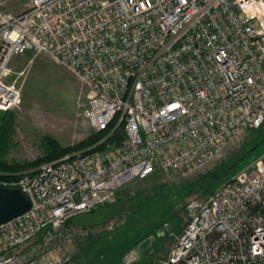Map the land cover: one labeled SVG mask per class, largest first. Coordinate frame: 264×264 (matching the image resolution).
<instances>
[{"label": "built area", "instance_id": "2783aa9c", "mask_svg": "<svg viewBox=\"0 0 264 264\" xmlns=\"http://www.w3.org/2000/svg\"><path fill=\"white\" fill-rule=\"evenodd\" d=\"M28 2L0 14V111L20 103L11 59L45 56L88 92L90 128L116 121L124 143L0 177L31 203L0 225V264L47 257L67 221L115 206L122 187L157 171L187 180L264 124V0ZM186 210L161 264H264V153Z\"/></svg>", "mask_w": 264, "mask_h": 264}, {"label": "rangeland", "instance_id": "374dc122", "mask_svg": "<svg viewBox=\"0 0 264 264\" xmlns=\"http://www.w3.org/2000/svg\"><path fill=\"white\" fill-rule=\"evenodd\" d=\"M28 3V0H0V14H20L28 9ZM4 82L15 85L20 93L19 105L8 110L16 117L8 162L35 161L43 153L44 137L70 147L94 132L82 117L88 92L49 58L31 54L14 56ZM263 139L264 124L187 180L157 171L145 180L127 184L117 193L125 212L112 220L111 226L73 234L64 225L57 245L47 257L42 259L40 254L19 264H161L188 221L187 204L191 200L206 201L224 183L208 181L206 176L242 156L246 157L240 171L249 166L264 153ZM40 168L17 175L34 174ZM206 182L210 183V189Z\"/></svg>", "mask_w": 264, "mask_h": 264}, {"label": "trees", "instance_id": "16d2710c", "mask_svg": "<svg viewBox=\"0 0 264 264\" xmlns=\"http://www.w3.org/2000/svg\"><path fill=\"white\" fill-rule=\"evenodd\" d=\"M115 122L116 121H114L105 131L100 133L93 132L85 140L70 147H62L57 141L49 137H44L41 141V144L43 146V153L35 161L8 162L7 154L9 152V149L12 147V138L15 134L16 127V117L11 111L0 112V177L5 180H12L16 178V176H18V173L27 172L29 170H35L44 164H49L62 158L70 157L76 153L87 151L103 152L106 151L108 148L114 149L122 147L124 143V135L121 130L113 132ZM261 142L257 143V145L261 144ZM245 157L246 156H242L238 158L236 162L219 167L217 171L210 173L208 176H206V180L213 182L230 181L231 177L238 173L242 168L241 166L245 162L243 161ZM207 182V187L210 189L211 185ZM118 204L124 205L122 199L118 198L117 194L116 205ZM65 227L72 228L75 226H73L72 220H69L65 223Z\"/></svg>", "mask_w": 264, "mask_h": 264}, {"label": "water", "instance_id": "95a60500", "mask_svg": "<svg viewBox=\"0 0 264 264\" xmlns=\"http://www.w3.org/2000/svg\"><path fill=\"white\" fill-rule=\"evenodd\" d=\"M30 207L29 198L20 190L0 188V225L22 215ZM125 209L123 204L105 207L96 213L73 218L72 224L77 228L95 229L108 224L122 215Z\"/></svg>", "mask_w": 264, "mask_h": 264}, {"label": "crops", "instance_id": "0c3cea01", "mask_svg": "<svg viewBox=\"0 0 264 264\" xmlns=\"http://www.w3.org/2000/svg\"><path fill=\"white\" fill-rule=\"evenodd\" d=\"M111 223H113V222H111ZM106 227V226H105ZM100 228V227H99ZM99 228H96V229H99Z\"/></svg>", "mask_w": 264, "mask_h": 264}]
</instances>
